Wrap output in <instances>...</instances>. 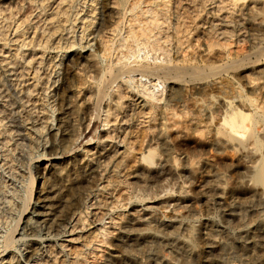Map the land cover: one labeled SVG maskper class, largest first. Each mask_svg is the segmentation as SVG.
<instances>
[{"label":"bare ground","instance_id":"6f19581e","mask_svg":"<svg viewBox=\"0 0 264 264\" xmlns=\"http://www.w3.org/2000/svg\"><path fill=\"white\" fill-rule=\"evenodd\" d=\"M55 1L41 32L42 35L46 32V38L41 35L38 40L35 26L26 36L28 16L15 22L11 8L7 6L10 10L5 14L6 9L0 7V253L10 252L14 244L22 240L24 258L29 260L32 244L42 239V231L53 230L67 219L70 210L65 209L70 197H67V189L86 183L104 161L112 132L121 127L125 115H129L125 113L127 104L123 101L129 97L141 98L144 103L136 112L138 114L132 113L144 115L139 130H147L145 146L156 139L165 151L161 156L152 148L144 147L137 157L138 168L134 172L140 181L163 180L178 172L176 157L168 153L170 142H173L169 138L170 129L179 132L186 125L190 127L193 118L185 117L187 110L179 115L170 106L174 101L180 110L193 106L198 114L206 113L211 120H218L204 127L213 130L211 144L214 147L232 148L236 152L237 165L242 167L247 181L244 183L240 179L247 197L244 201L224 202L227 187L222 174L212 166L206 170L208 174L199 185V191L208 207L212 205L223 211L221 222L209 213L199 219L196 210L189 209L190 204L186 212L179 211V207L190 201L183 187L172 198L171 214L164 218H157L155 207L146 203L148 201L143 202V197L137 194L136 207L127 214L116 235L123 247L122 257L127 261L124 260V264H249L250 260L262 264L264 0H91L89 14L80 17L87 19L86 23L82 22L78 39L71 36L64 45L60 43V33L64 30L74 33L77 12L70 18V0ZM97 2L102 18L94 31L85 33L94 22ZM39 5L40 10H44L48 0H40ZM91 33H95L92 42L81 44ZM56 34L60 36L52 48L60 51L58 64L62 75L53 93L55 103L49 105L43 95L39 98L40 106L34 104L26 110L28 103L33 102L31 95L40 80L38 72L43 52L51 47L47 43ZM19 37L14 53L5 55ZM245 39L247 47L239 43ZM172 44L176 58L171 55ZM75 45L79 49H71ZM36 46L43 50L38 60L33 51ZM84 47L87 48L82 50ZM24 48L31 49L26 57ZM46 75L48 82L51 73ZM239 79L243 80V83L239 81L242 84ZM48 88L49 85L42 88L41 93L45 94ZM36 110L43 114L37 129L45 130L49 138L48 151L37 154L47 161L44 166L47 176L29 208L34 175L30 166L26 173L23 172L21 162L34 155L28 151V135L23 130L29 121L34 122L31 115ZM96 117L101 118L105 127L106 143L95 144L93 152H71L72 144L79 137L76 120L80 118L89 126ZM66 151L71 153L64 158ZM77 167L82 168L83 179L77 174ZM183 169L186 174L192 170L189 165ZM7 181H10L9 187ZM22 217L24 225L17 230ZM189 217L198 218V224L192 223ZM91 224L89 222L87 229L92 228ZM104 228L101 222L98 229L88 233L83 247L74 254V260L79 262L86 249L103 242ZM16 234L20 237L15 238ZM197 237L202 238L204 249L201 251L196 245ZM215 246L227 250L226 258L219 250L213 253ZM18 256L11 254L6 264H21ZM233 256L246 258L242 262L239 258L241 263H236L235 259L229 260ZM119 257V254L108 253L100 264H113Z\"/></svg>","mask_w":264,"mask_h":264},{"label":"rangeland","instance_id":"374dc122","mask_svg":"<svg viewBox=\"0 0 264 264\" xmlns=\"http://www.w3.org/2000/svg\"><path fill=\"white\" fill-rule=\"evenodd\" d=\"M39 2L40 0H2L0 1V7L2 8L3 6L6 9L4 12L5 14H8V11L10 9L7 10V8L10 7L11 11L16 17L15 22L17 19L20 20L25 17V15L28 16L29 25L26 36L34 29L33 26H35L36 40H38L45 36L46 32L43 35L41 34L42 29L48 22V14L51 12L57 1L48 0V5L44 10H40ZM90 2L91 0H70V10L72 14L70 18H73L74 14L77 12V19L73 24L75 31L73 34L72 32H67V30L62 31L60 33L62 35L60 43L64 45L65 40H70L72 38L71 36H74V38L78 39L80 30L82 28V22L84 21L86 23L87 19L85 18L81 20L80 17L84 14L85 16L89 14L88 11L93 4ZM21 4L23 6L20 9ZM95 9V17L93 19L94 22L85 31V33H88L90 30L94 31L97 26L98 20L102 18L99 2L95 4ZM65 24L66 23H64V25ZM66 26L68 27V25ZM94 34L95 33L87 35L86 39L84 37V39H82L80 43L84 44L85 41H89V43H91ZM10 35V37L14 35L12 31ZM59 36V34L54 35V37H51V40L47 43V45L51 47L43 52V62L41 65V69L38 72V74H40V80L39 83H37L35 92L31 95V102H34L35 100L36 102H32L33 104L28 103L26 110H29L34 104L39 105V103L41 102H39V98H42L43 95H46L44 99L45 102L47 101V103H49V105H54L55 103V96L53 95V93L54 90L60 85L62 68L61 65L58 64L60 51H56V49L52 48V46L55 45V42L58 40ZM20 39L21 37H19L17 41L13 42V47H10V51L5 55L14 53L15 46L17 47V43H19ZM239 43L241 44V46L245 47L249 45L246 39ZM85 48L87 47H84L82 50H84ZM71 49H79V46L75 45ZM41 50L42 49H39L38 46L34 48L33 51H35V59L38 60L41 54ZM69 50L70 49L65 52L64 56L61 58L62 60L65 59ZM30 51L31 49L24 48V57H26V55L30 53ZM171 55L173 57L175 56L174 58H176L175 47L173 44L171 45ZM21 61L23 60L21 59ZM48 72L51 73V76L49 78V81L47 82L48 78L46 74ZM29 75L28 78L30 77ZM31 80L32 79H30L28 83L31 82ZM52 80L54 82H51ZM239 81L243 83V80L239 79L238 82ZM241 82L239 83L242 84ZM47 85H49V88L46 89L45 94L41 93L42 88L47 87ZM123 101L127 104L125 113L129 115H125L124 117V120L127 121H123L122 125H119L121 127L115 128L112 132V139H110V142H108L110 143L108 145L110 148L106 146L108 150H106L105 154L107 155L104 158V161H102L101 164L95 169V171H93V174L91 173L90 177H92L93 179H90V177H88L89 179L86 180V183H81L83 186H74L67 189V197L70 196L69 198H71L70 200L68 198L69 202L67 201L70 208L68 204H66L67 207L65 206V209L67 211L70 209L67 213V219L62 221V223L56 226L53 230L42 231L40 237L42 239H39L32 244L33 253L30 252L31 254H29V260H26L24 258V252L22 250V247L24 246L22 243L24 242L20 240L14 244L10 252H3V254L0 253V260L1 258H4L0 264H6V261L11 254L19 255L18 258L21 264H24L23 262L25 261V263L28 264H100L104 260L106 255H108V253H114L117 255L119 254V256L123 259L121 260V258L119 257V259H115L113 264H124V260L125 262L127 261L122 257L123 247L120 243H118L119 241H117L116 235L118 233L119 227L121 226V223L126 218L127 214L132 212V210L136 207L138 203L136 200L138 199L136 197L137 194L143 197V202L148 201L146 203L151 204L155 207L154 215L157 218H164L169 216L172 212V198L178 195L180 191L184 189L186 190L188 194L187 196L189 197L190 201L185 202L187 203V205H185L187 207H179V211L186 212V209L190 204L191 206L189 207V209H195L199 216V219L206 217L209 213L213 218L221 222L223 221V211L213 208L212 205H209L210 207H208L199 191V185L203 183L206 175L208 174L206 170L211 166L213 167V169L215 168L222 174L225 187H227V191L223 195L224 202H229L231 200H238L237 202H239V199L240 201L246 200L243 198L247 197V193L246 190L243 189L245 188L244 185L240 184V179H243L244 183H247V181L244 178L245 175L242 172V167L237 165L236 152L232 148L217 149L216 147H214L211 144V137L213 136L211 134H213V130L210 128L206 129V127H204L207 123L214 125V123L218 120L216 118L211 120L209 114L207 115L206 113L198 114L199 112L193 106H188L185 108V110H180V106H178L177 103H174V101L170 102V106L174 108L179 115H181V113L183 114V111L187 110V115H185V117L193 118V121L190 123V127L186 125V128H182L183 130L179 132L176 131L177 129L174 130L175 128L170 129L171 131L169 130L171 133V135H169V138L173 139V142L171 141V144L169 143L170 148L168 153L170 156H173L174 158L176 157L175 160L177 159L176 163L178 164V172L176 176L167 179L164 178L163 180H147L146 182L140 181V179H138V175L136 176V173H134L137 171L136 168H138L137 157L140 155L139 153H141L147 147L152 148L154 152L157 153V155L161 156L164 155L165 151L163 152L162 145L158 141H156V139H152L153 141L150 142V146H145L144 139L146 138L147 130L143 131L142 128L141 130H139V128L143 124L142 122H144V118H141L142 116L144 117V115H142V113L139 114L140 116L138 115L139 117L134 115L138 114L136 112L140 111V109L144 105L141 98H137L135 100V98L130 99L129 97H125ZM37 112L38 111L36 110L31 115L34 122L29 121L25 126V130H23V133H26L28 135V151H31L30 154L34 155H32V159H29L27 157L21 162V165H23L21 166L23 167V172L26 173L30 166L34 175V183L32 186L29 208L35 202L36 197L38 196L39 188L41 187L42 182L45 181L44 179L47 176L46 169L44 168V166H46L47 164V161L45 160V158L38 157V155H40L42 152L48 151L47 146L49 144V138L48 133L44 132L45 130L37 129L40 126L39 122L43 120L42 112ZM55 113L56 111L53 113V116L55 115ZM23 114L24 112H22V115ZM136 117H138L139 119ZM197 118L199 120V124H196L198 123ZM82 121L80 118L76 120L79 137L77 138V141L72 144L71 152L74 150L93 152L95 150V144L100 145L106 143L104 142L106 130L105 127L102 126L101 118L96 117L94 119V122L89 126H86V123L84 122V124ZM138 121L140 123H138ZM176 132H178L176 134V137L178 138L177 140H175ZM142 133H144L145 135ZM170 133L168 132V134ZM71 152L66 151L64 153V158H66ZM28 161H30V163ZM27 163L29 164L28 166ZM185 165H189V168L193 170V173L191 170L192 174H186L187 172L183 169ZM78 167L75 168L77 169V174H83L82 168L78 169ZM81 178L83 179L82 175ZM5 180H7V178ZM9 182L10 181H7V184ZM17 182L20 183V181ZM83 182L85 181L83 180ZM63 183L66 182L64 181ZM9 186L10 184H8V187ZM231 189L233 190L232 192ZM168 203L170 204L168 205ZM181 208L183 209V211ZM24 219L25 218L22 217V219L20 220L17 230H19L20 227L24 225ZM199 219L197 218L196 220L193 217H189V220L195 224H198ZM89 222H92V228L87 229ZM101 222H104V229L107 231H105L106 234L104 235L105 239L103 238V242L100 241L94 244L93 247L86 249L82 255L83 258L81 257L79 262L76 261V259L74 260V254L81 250V247H83L82 244L86 240L88 233L90 231H95L96 229H98ZM17 237H20V234H16L15 238ZM200 239L202 240V238L196 239V245L199 251L204 249L202 245L203 243ZM217 250H219V252L222 253V255L226 258L227 250H222L219 249L218 246H215V248H213V253H215ZM233 257H230V259H228H232V261H234L235 259L236 261L234 262L236 263H241L242 261H244L242 259L246 258L245 256L244 258L243 256ZM239 258L241 259V262ZM21 259L24 260L22 261ZM250 262L249 264H261L259 262H255V260H250ZM196 263L199 264V262ZM262 264H264V260Z\"/></svg>","mask_w":264,"mask_h":264}]
</instances>
